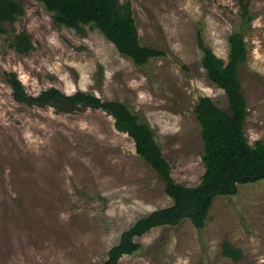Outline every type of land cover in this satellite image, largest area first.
I'll return each mask as SVG.
<instances>
[{
	"label": "rangeland",
	"instance_id": "rangeland-1",
	"mask_svg": "<svg viewBox=\"0 0 264 264\" xmlns=\"http://www.w3.org/2000/svg\"><path fill=\"white\" fill-rule=\"evenodd\" d=\"M246 1L118 0L130 4L141 45L165 52L136 66L97 29L76 31L58 24L38 0H18L23 13L3 25L0 37V264H100L123 231L172 205L163 181L110 115L18 103L7 74L33 96L55 87L126 104L153 129L173 180L195 187L205 172L197 101L207 96L229 107L202 68L197 32L226 62L228 37ZM249 11L254 19L239 80L247 103L244 133L253 146L264 143V0H250ZM19 32L31 38L29 53L12 47ZM224 240L241 251L240 260L222 255ZM135 241L140 250L117 264H264V180L217 196L201 231L182 220Z\"/></svg>",
	"mask_w": 264,
	"mask_h": 264
},
{
	"label": "trees",
	"instance_id": "trees-1",
	"mask_svg": "<svg viewBox=\"0 0 264 264\" xmlns=\"http://www.w3.org/2000/svg\"><path fill=\"white\" fill-rule=\"evenodd\" d=\"M54 14L55 21L68 28L81 31L89 25L97 29L118 53L132 60L136 66H145L152 59L165 56V52L141 45L130 4L118 0H38ZM249 2L241 3V22L228 37L229 53L224 62L205 44L201 30L197 44L202 51L201 65L208 79L222 89L228 99V110L219 108L210 97H200L194 112L200 125L205 172L199 185L187 187L176 183L171 167L155 139L153 129L143 122L129 107L116 100H102L91 93L77 91L67 95L55 87L30 95L14 73L7 74L13 99L21 104L52 107L57 113H74L82 108L101 110L113 119L114 128L126 134L134 143L135 153L147 163L165 184V193L172 205L157 209L138 219L123 231L116 245L108 251L100 264H117L124 255H133L141 248L135 241L156 227L177 226L188 220L199 231L203 230L209 209L217 196H234L238 186L264 180V143L251 146L244 133L247 103L242 92L239 71L247 62L245 34L254 19ZM23 13L18 0H0V37L5 23L13 24ZM12 47L18 54L29 53L33 46L25 32L12 36ZM222 255L240 260L242 253L227 240L221 245Z\"/></svg>",
	"mask_w": 264,
	"mask_h": 264
}]
</instances>
